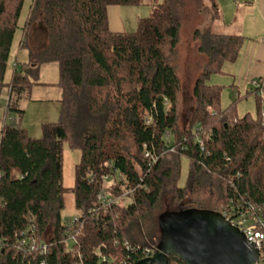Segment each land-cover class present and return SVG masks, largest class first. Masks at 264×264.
<instances>
[{"label": "trees", "instance_id": "obj_1", "mask_svg": "<svg viewBox=\"0 0 264 264\" xmlns=\"http://www.w3.org/2000/svg\"><path fill=\"white\" fill-rule=\"evenodd\" d=\"M24 1L0 0V100L7 99L0 117V264H135L160 247L161 220L169 215L264 209L260 88L253 91L257 115L239 117L236 106L245 95L222 108L223 86L207 82L235 60L243 40L213 31L221 17L216 0H196L210 20L194 31L206 60L185 126L175 63L182 0L156 2L131 33L111 31L108 8L143 0H32L22 28L28 57L14 62L6 83ZM37 23L48 39L33 48L28 37ZM53 62L59 64L60 118L43 124V136L33 138L21 125V100L42 84L40 67ZM65 143L81 152L72 188L63 185ZM183 157L190 170L181 186ZM103 190L111 200L130 190L132 202H101ZM69 192L79 215L63 221ZM160 206L166 207L155 220L160 233L149 243L140 232ZM169 264L186 263L170 256ZM258 264H264V248Z\"/></svg>", "mask_w": 264, "mask_h": 264}, {"label": "rangeland", "instance_id": "obj_2", "mask_svg": "<svg viewBox=\"0 0 264 264\" xmlns=\"http://www.w3.org/2000/svg\"><path fill=\"white\" fill-rule=\"evenodd\" d=\"M144 1V0H143ZM147 1V0H145ZM184 3L180 7V21L182 25L181 29V40L178 46V57L176 59V66L178 73L181 77L182 85H183V118L181 119L182 126L188 124V119L191 117L194 101H193V88L196 82V79L201 71V66L205 62L206 58L204 55L200 54L197 49V43L194 40V31L197 28H205L209 24L210 13L207 10L200 11L199 5L196 0H182ZM32 0H25L23 3V7L21 10V14L19 16L18 24L19 28L16 31L15 39L13 42V47L11 50V57L8 62L5 82L8 83L11 80L12 72H13V64L16 60L18 63L23 62L28 57V49L22 47V37H23V27L26 25L28 14L30 12V5ZM156 2H162V0H149V2L142 3L137 6H122L125 10H123V19L126 25L127 33H131L137 30V20L139 18H145L152 14L153 8ZM213 31L216 33H220L221 26L217 24H213ZM29 41L33 48H39L44 46L47 43V31L42 23H37L31 30L29 35ZM259 40L258 38H255ZM249 39H247L248 41ZM254 41V40H253ZM231 63L225 62L223 64L224 70H229L231 67ZM239 65V64H238ZM233 69V67H232ZM233 70H231L232 74H224L218 73L213 74L207 82L209 84H217L222 85V102L221 107H228L235 98H238L239 95H246L247 93H251L253 91V86L250 83L240 84L237 79H240L239 69L236 70V75H233ZM236 79V84H234V80ZM59 80V64L57 62L47 63L40 67L39 71V82L50 83ZM253 87V88H252ZM260 88V96L263 97L264 100V82H261ZM7 93V91H6ZM6 95L2 97L0 100V112L4 111L6 106ZM236 111L239 117H243L246 114H251L252 116L257 115V105L255 94L251 93L248 96L239 100L236 106ZM60 118V103L58 102H49V103H31L29 107L25 108V114L22 119L21 125L27 129L29 135L33 138H41L43 136L42 126L45 123L57 122ZM81 157L80 150H75L70 147L68 143L64 144L63 151V185L66 188H72L76 183V165L79 163ZM190 170V162L187 158H181V171L179 184L182 186L186 183ZM119 178V175H117ZM112 178L108 179V184L112 185ZM104 191V190H103ZM105 192V191H104ZM131 191L127 190L123 194L122 197H118L115 200L118 201V204L121 206H125L132 202L130 197ZM108 196V194H107ZM65 208L62 210V220L66 221L69 219H74L78 217L79 212L75 208L74 204V196L72 193H66L65 195ZM166 207L160 206L151 212L150 215L147 216V220L149 221L147 226V230L143 229L140 232L142 234L141 237L144 240L150 243V237L154 232L157 231V235L160 233L159 230L156 229L155 220H157V216L160 215L164 211ZM146 220V221H147ZM165 219L161 220V226ZM162 229V228H161ZM154 253V252H153ZM152 253V254H153Z\"/></svg>", "mask_w": 264, "mask_h": 264}, {"label": "water", "instance_id": "obj_3", "mask_svg": "<svg viewBox=\"0 0 264 264\" xmlns=\"http://www.w3.org/2000/svg\"><path fill=\"white\" fill-rule=\"evenodd\" d=\"M164 219L160 247L135 264H169L170 256L186 264H258L260 260V251L220 212L191 209Z\"/></svg>", "mask_w": 264, "mask_h": 264}, {"label": "crops", "instance_id": "obj_4", "mask_svg": "<svg viewBox=\"0 0 264 264\" xmlns=\"http://www.w3.org/2000/svg\"><path fill=\"white\" fill-rule=\"evenodd\" d=\"M143 2L147 4L149 0H144ZM216 2L221 16L217 21V24L221 26L222 32L220 33L243 37L237 57L233 61H227L232 64L231 67L229 70H224L223 67L221 73L232 74L231 70L236 73V70L239 69L240 79L235 78L234 84L237 82L236 79L240 84L250 83L253 87L254 81L259 83L264 82V0H216ZM123 10L125 9L118 5L108 8L111 31L127 32V24H125L122 17ZM247 39L249 40L247 41ZM234 72L233 75L237 76ZM57 83L58 81H54L35 85L30 95L21 100V108L25 110L31 103H60L61 90L57 86ZM251 93H247L245 97ZM240 96L244 95L240 94ZM1 116L2 111L0 112ZM1 130L2 122L0 120V139Z\"/></svg>", "mask_w": 264, "mask_h": 264}, {"label": "built area", "instance_id": "obj_5", "mask_svg": "<svg viewBox=\"0 0 264 264\" xmlns=\"http://www.w3.org/2000/svg\"><path fill=\"white\" fill-rule=\"evenodd\" d=\"M253 85L255 88H258L261 84L257 81H254ZM200 145H201V149L204 150L203 141L200 142ZM98 199L101 202L109 201V202L118 203V201L115 199L114 200L109 199V197L104 191L99 193ZM222 214L226 217L227 220H229L233 225L237 226L245 234V237L249 245H253L260 251V253L262 252V249L264 248V209L253 208L248 213H240L234 216L231 213V211L227 209ZM46 251H47V246L43 245V252L45 253Z\"/></svg>", "mask_w": 264, "mask_h": 264}]
</instances>
